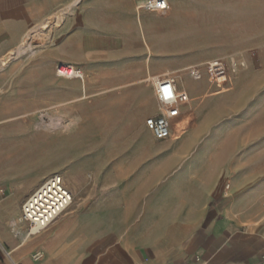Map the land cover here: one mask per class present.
Returning <instances> with one entry per match:
<instances>
[{"label":"rangeland","instance_id":"obj_1","mask_svg":"<svg viewBox=\"0 0 264 264\" xmlns=\"http://www.w3.org/2000/svg\"><path fill=\"white\" fill-rule=\"evenodd\" d=\"M167 1L165 13L176 16L177 0ZM203 1L202 20L195 25L193 15H185L177 35L169 32L161 41L155 28L165 24L147 25L148 37L144 26L137 25V40L127 55L113 45L105 47V55L92 60L88 70L72 63L82 69L83 81L55 77L56 66L70 62L44 55L60 41L63 31L58 25H42L0 55L5 160L20 168L31 160L42 172L52 169L51 175L64 178L73 199L106 197L115 184L131 183L137 204L112 209H126V218L147 223V235L151 225L156 229L183 213L192 189H200L198 203L206 201L205 187L212 204L223 203L234 177L242 183L235 198L262 206L264 0ZM240 22L243 25H237ZM125 56L149 70L129 78L89 77V72L118 67ZM195 69L199 81L191 78ZM165 75H175L192 99L182 109L180 128L158 141L144 120L156 111L151 79ZM171 183H176L175 191L164 206L146 204L148 198L159 201L161 189ZM16 208L0 207V214ZM129 218L123 224L128 225Z\"/></svg>","mask_w":264,"mask_h":264},{"label":"crops","instance_id":"obj_2","mask_svg":"<svg viewBox=\"0 0 264 264\" xmlns=\"http://www.w3.org/2000/svg\"><path fill=\"white\" fill-rule=\"evenodd\" d=\"M142 1L0 0V55L19 45L42 25L48 28L58 25L63 31L60 41L44 55L87 69L92 60L105 55L107 46L112 49L113 45H119L123 47L121 54L127 55L128 47L137 40V25L144 26L148 37L147 25L165 24L155 28L160 34L158 40L162 41L169 32L179 34V25H185V15L192 14L195 25L202 20L203 0H177L175 18L168 12L156 14L143 10L137 5ZM125 57L118 67L89 72V77L100 81L129 78L149 70L138 67L130 56ZM54 75L57 77L55 72ZM191 78L195 80L192 73ZM199 79L200 76L196 77ZM49 84L57 82L50 80ZM75 87L79 85L76 83ZM152 90L154 93L153 85ZM183 90L189 103L190 90ZM154 100L156 111L149 116L159 112L155 93ZM2 142L1 139L0 207L18 208L0 214V264H264V204L236 199L242 184L236 177L230 196H225L223 203L212 204L208 187L202 189L206 201L198 203L200 189L190 188L191 198L184 204L187 207L183 213L170 222H162L156 229L151 225L148 235L147 223H138L129 215L130 223L123 224L128 219L126 209H112V206L137 204L131 183L115 184L106 197L73 199L47 228L29 234L20 207L53 170L42 172L31 160L24 168L13 160H5ZM28 153L29 157L33 156L32 151ZM171 184L161 189L159 201L148 198L150 202L146 204L164 206L175 191L176 183Z\"/></svg>","mask_w":264,"mask_h":264},{"label":"built area","instance_id":"obj_3","mask_svg":"<svg viewBox=\"0 0 264 264\" xmlns=\"http://www.w3.org/2000/svg\"><path fill=\"white\" fill-rule=\"evenodd\" d=\"M140 7L148 12L165 13L169 9V3L167 0H143ZM55 73L63 79L84 80L82 69L72 63L59 64ZM192 74L195 78L200 76L197 69ZM151 81L159 112L155 116L146 117L144 125L154 139L163 141L171 136L174 127L180 128L181 107L188 103L189 98L178 86L175 75L157 76ZM72 199L73 194L60 174L47 177L22 205V219L28 225V233L36 234L47 228L69 207Z\"/></svg>","mask_w":264,"mask_h":264},{"label":"bare ground","instance_id":"obj_4","mask_svg":"<svg viewBox=\"0 0 264 264\" xmlns=\"http://www.w3.org/2000/svg\"><path fill=\"white\" fill-rule=\"evenodd\" d=\"M72 201H73V199H72ZM71 204H72V202H71ZM71 204H70V205H71ZM70 205H69V206H70Z\"/></svg>","mask_w":264,"mask_h":264}]
</instances>
